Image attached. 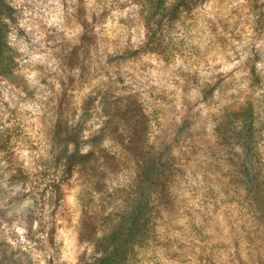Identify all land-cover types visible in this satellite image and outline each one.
<instances>
[{
	"label": "rangeland",
	"instance_id": "rangeland-1",
	"mask_svg": "<svg viewBox=\"0 0 264 264\" xmlns=\"http://www.w3.org/2000/svg\"><path fill=\"white\" fill-rule=\"evenodd\" d=\"M143 1L5 0L0 264H264V0Z\"/></svg>",
	"mask_w": 264,
	"mask_h": 264
},
{
	"label": "trees",
	"instance_id": "trees-1",
	"mask_svg": "<svg viewBox=\"0 0 264 264\" xmlns=\"http://www.w3.org/2000/svg\"><path fill=\"white\" fill-rule=\"evenodd\" d=\"M166 0H144L141 4V7L143 9H163L165 6ZM173 4L171 6L170 14L175 16L178 14L182 9H190L195 1L200 0H172ZM10 11L8 8L7 3L5 0H0V59L3 56V53L8 51L9 45L7 43V31H8V24L7 21L4 18V13ZM151 47L156 46L155 38H153L150 42V44H147ZM4 249V248H3ZM5 250V249H4ZM3 250V258H6L7 256L10 257V260L6 264H17V261L21 262V259L13 260L12 253H8L7 250ZM115 249L111 250V252H108L107 255H105L103 258L95 260L93 264H113L114 260L112 256L114 255Z\"/></svg>",
	"mask_w": 264,
	"mask_h": 264
}]
</instances>
